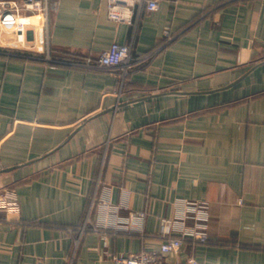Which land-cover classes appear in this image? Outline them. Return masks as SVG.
<instances>
[{"label": "crops", "instance_id": "1", "mask_svg": "<svg viewBox=\"0 0 264 264\" xmlns=\"http://www.w3.org/2000/svg\"><path fill=\"white\" fill-rule=\"evenodd\" d=\"M53 1L47 27L0 31V192L17 202L0 264L157 250L184 200L208 239L166 264H264V0H159L133 24ZM113 42L148 56L123 83L97 68Z\"/></svg>", "mask_w": 264, "mask_h": 264}, {"label": "built area", "instance_id": "2", "mask_svg": "<svg viewBox=\"0 0 264 264\" xmlns=\"http://www.w3.org/2000/svg\"><path fill=\"white\" fill-rule=\"evenodd\" d=\"M107 15L115 22L133 24L142 12L151 13L159 9V0H105ZM58 3L53 0H16L0 2V31L4 34L19 32L30 24L47 27L49 14L57 10ZM148 57V56H145ZM145 57L133 55L131 45L117 42L102 51L97 60V68L120 77L123 83L129 71L141 63ZM0 207L17 209L14 195L0 192ZM206 212L205 204L196 201H181L176 204L172 220L173 233L163 232L159 248L153 251L141 250L129 255H112L110 264H166L170 255L178 256L185 247V241L205 243L208 239L206 220L200 214ZM134 215V214H133ZM142 216V214H138ZM194 221L192 226L187 222ZM90 222L87 213L85 224ZM175 233V234H174ZM176 264H201L193 256L177 260Z\"/></svg>", "mask_w": 264, "mask_h": 264}, {"label": "rangeland", "instance_id": "3", "mask_svg": "<svg viewBox=\"0 0 264 264\" xmlns=\"http://www.w3.org/2000/svg\"><path fill=\"white\" fill-rule=\"evenodd\" d=\"M145 60H146V59H145ZM143 61H144V60H143ZM139 64H140V63H139ZM139 64H138V65H139Z\"/></svg>", "mask_w": 264, "mask_h": 264}]
</instances>
